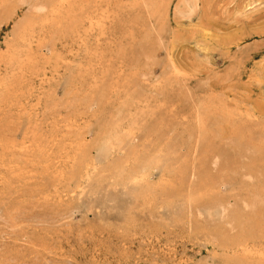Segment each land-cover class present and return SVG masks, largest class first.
<instances>
[{"label":"rangeland","instance_id":"1","mask_svg":"<svg viewBox=\"0 0 264 264\" xmlns=\"http://www.w3.org/2000/svg\"><path fill=\"white\" fill-rule=\"evenodd\" d=\"M0 264H264V0H0Z\"/></svg>","mask_w":264,"mask_h":264},{"label":"bare ground","instance_id":"2","mask_svg":"<svg viewBox=\"0 0 264 264\" xmlns=\"http://www.w3.org/2000/svg\"><path fill=\"white\" fill-rule=\"evenodd\" d=\"M10 1V0H9ZM11 1H15V0H11ZM5 4V3H4ZM27 4V3H26ZM13 7L8 11V13L6 14L8 16V18H12L15 14H16V10L18 9L17 7H15V5H12ZM37 7V6H36ZM42 12V11H41ZM15 17V16H14Z\"/></svg>","mask_w":264,"mask_h":264}]
</instances>
